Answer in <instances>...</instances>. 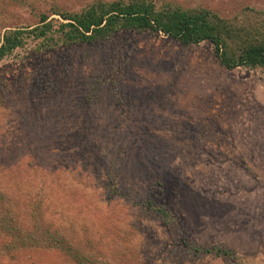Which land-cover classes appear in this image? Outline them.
<instances>
[{
	"label": "rangeland",
	"instance_id": "374dc122",
	"mask_svg": "<svg viewBox=\"0 0 264 264\" xmlns=\"http://www.w3.org/2000/svg\"><path fill=\"white\" fill-rule=\"evenodd\" d=\"M96 1L0 0V39ZM39 43L0 59V264H264V71L141 31Z\"/></svg>",
	"mask_w": 264,
	"mask_h": 264
},
{
	"label": "trees",
	"instance_id": "16d2710c",
	"mask_svg": "<svg viewBox=\"0 0 264 264\" xmlns=\"http://www.w3.org/2000/svg\"><path fill=\"white\" fill-rule=\"evenodd\" d=\"M61 21L40 16L33 27L8 28L0 39V59L21 48L28 39L40 41L37 48L72 46L103 39L118 31L161 34L182 47L207 42L218 65L264 71V11L243 6L221 17L202 7L184 9L155 0L96 1L79 13L60 14ZM54 36V37H53ZM148 213L169 229L176 224L173 213L150 201L141 203ZM220 255L217 248L197 250Z\"/></svg>",
	"mask_w": 264,
	"mask_h": 264
}]
</instances>
